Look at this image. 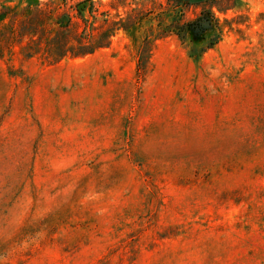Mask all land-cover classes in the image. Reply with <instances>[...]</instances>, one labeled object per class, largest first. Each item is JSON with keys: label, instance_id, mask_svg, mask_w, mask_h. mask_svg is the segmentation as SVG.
Listing matches in <instances>:
<instances>
[{"label": "rangeland", "instance_id": "obj_1", "mask_svg": "<svg viewBox=\"0 0 264 264\" xmlns=\"http://www.w3.org/2000/svg\"><path fill=\"white\" fill-rule=\"evenodd\" d=\"M181 1L0 0V264H264V0Z\"/></svg>", "mask_w": 264, "mask_h": 264}, {"label": "trees", "instance_id": "obj_2", "mask_svg": "<svg viewBox=\"0 0 264 264\" xmlns=\"http://www.w3.org/2000/svg\"><path fill=\"white\" fill-rule=\"evenodd\" d=\"M27 3L28 9L33 6H38L39 0H25ZM182 4L185 3V6L189 5H201L209 2V0H184L181 1ZM3 20V19H1ZM186 36L190 35L194 39H200L204 34L210 31L213 28L211 17L208 14H202L195 21L188 23L185 27ZM113 37V35H111Z\"/></svg>", "mask_w": 264, "mask_h": 264}]
</instances>
